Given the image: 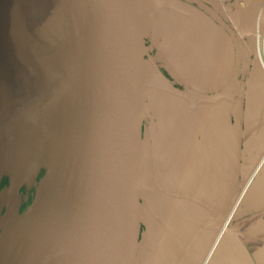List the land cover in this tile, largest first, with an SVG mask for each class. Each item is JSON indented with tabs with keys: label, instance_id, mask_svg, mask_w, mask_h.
<instances>
[{
	"label": "water",
	"instance_id": "water-1",
	"mask_svg": "<svg viewBox=\"0 0 264 264\" xmlns=\"http://www.w3.org/2000/svg\"><path fill=\"white\" fill-rule=\"evenodd\" d=\"M214 1L217 12L204 0H0V177H9L0 193V264H137L141 223L157 253L150 264H175L214 241L237 202L234 170L247 134H236L230 117L239 107L243 123L264 117L254 38L264 0ZM243 16L246 30L237 28ZM147 32L166 50H191L184 59H201L218 76L202 81L197 62L195 77L180 71V82L170 59L150 56ZM171 93L181 97L178 108ZM148 120L160 153L171 133L190 135L206 121L204 172L215 183L202 187L200 171L193 184L205 204L158 193L143 140ZM41 169L20 215L19 189ZM263 187L257 182L256 197L239 208L264 209L256 207ZM221 242L229 253L238 245L247 261L229 231Z\"/></svg>",
	"mask_w": 264,
	"mask_h": 264
},
{
	"label": "flooded vegetation",
	"instance_id": "flooded-vegetation-1",
	"mask_svg": "<svg viewBox=\"0 0 264 264\" xmlns=\"http://www.w3.org/2000/svg\"><path fill=\"white\" fill-rule=\"evenodd\" d=\"M211 6L213 7V11L217 12L215 9L218 5L214 0ZM145 45L152 46L151 57H155V54L158 52L159 56L163 59H168L171 56L170 50L172 54L176 50L173 60L175 59L174 62L177 64L180 63L186 50L181 44L176 47L174 43L166 50V44L160 45L159 38L153 37L150 32H147L145 35ZM158 66L160 68L161 64H158ZM172 70L178 80L182 82L181 80H184V78H182V73L180 72L181 68L174 67ZM160 72L170 81L172 87L177 92H183L184 84L180 86L172 81L163 68H160ZM149 91V93L153 92L152 89ZM171 94L173 96L171 100L172 106L178 108L181 97L178 94ZM242 108H237L233 116L230 117L232 128L236 130L239 126L236 134L244 132L245 129L247 131V134L243 138H240L238 166L234 170L235 182L232 189L237 202L219 222V228L216 230L217 236L214 241L208 247L205 243H201L195 252L184 259L179 255L178 261H175V264H264V209L247 212L238 206L241 200L248 202L253 200L256 197V183L264 180V125L262 127L259 126L260 120L264 121V117L257 118L249 123H243L240 116ZM260 110L264 114V105ZM255 123L257 126L251 128ZM146 124L147 122L143 125V140H145L146 149L151 154L147 165L153 172V183L158 193L174 200L195 201L205 204V196L193 190V184L197 173L200 171V184L202 187L210 189L215 183L212 175L213 171L204 172L205 152L202 143L206 136L205 134H201V132L206 121L199 126H195L194 132L190 135L186 134L180 138L177 133H171L167 147L163 153L159 151L161 136L153 129L152 133ZM202 135L204 138H202ZM44 175L45 171L41 169L36 177H33L28 183H24L20 187L18 193L20 215L31 204L36 187ZM8 183L9 177L6 174L0 177V193L8 188ZM258 196L259 203L256 207L259 208L264 202V187ZM217 211L218 208L215 209V213ZM4 212L5 209L2 210V214ZM140 231L139 243L142 250L138 253L136 261L137 264H150L151 256L157 254L153 250L155 246L146 237L142 236L146 232L142 223ZM227 231L238 241L240 248H242V251L248 257L247 261L239 251L238 245L232 244V253L225 250L221 238Z\"/></svg>",
	"mask_w": 264,
	"mask_h": 264
},
{
	"label": "crops",
	"instance_id": "crops-1",
	"mask_svg": "<svg viewBox=\"0 0 264 264\" xmlns=\"http://www.w3.org/2000/svg\"><path fill=\"white\" fill-rule=\"evenodd\" d=\"M205 2H209L210 4L213 3V0H204ZM241 13L244 11V5L243 4H240L239 5V9H238ZM245 16L242 17V19L240 20V22L238 23V26L237 28L239 29H244L246 30L247 29V26L249 24V20H245ZM191 50H188V52L191 54L190 52ZM174 52H176V50H174ZM173 52L172 54V51L170 50L169 53H171V56L168 58L170 59V61L173 62V67L175 66L176 68H181L180 71H182L184 73L183 77L187 80L188 78H194L195 77V74H194V69L197 67L196 63L199 62L200 64V71H199V79H201L202 81H207V80H210V79H214L218 76V72L215 68H210L208 67L204 62H201L198 58H189L187 59V57L184 59V55H183V58L180 60V63L177 64L174 62L173 58H175V53ZM185 53H188L187 50L184 51ZM174 56V57H173ZM187 56V55H186ZM171 62V63H172ZM203 63V64H202ZM217 68V67H216ZM188 74L190 76H188Z\"/></svg>",
	"mask_w": 264,
	"mask_h": 264
},
{
	"label": "built area",
	"instance_id": "built-area-1",
	"mask_svg": "<svg viewBox=\"0 0 264 264\" xmlns=\"http://www.w3.org/2000/svg\"><path fill=\"white\" fill-rule=\"evenodd\" d=\"M255 50L257 55V63L260 65L264 73V17L262 21V32L255 34Z\"/></svg>",
	"mask_w": 264,
	"mask_h": 264
},
{
	"label": "bare ground",
	"instance_id": "bare-ground-1",
	"mask_svg": "<svg viewBox=\"0 0 264 264\" xmlns=\"http://www.w3.org/2000/svg\"><path fill=\"white\" fill-rule=\"evenodd\" d=\"M50 159V147H48L47 153L45 155V161L48 163Z\"/></svg>",
	"mask_w": 264,
	"mask_h": 264
},
{
	"label": "rangeland",
	"instance_id": "rangeland-1",
	"mask_svg": "<svg viewBox=\"0 0 264 264\" xmlns=\"http://www.w3.org/2000/svg\"><path fill=\"white\" fill-rule=\"evenodd\" d=\"M150 90V89H149ZM149 90H147V92H149ZM242 93L239 94V96H241ZM146 126L150 129V120L147 121ZM148 132V131H147ZM156 132V131H155ZM38 186V185H37ZM37 188V187H36Z\"/></svg>",
	"mask_w": 264,
	"mask_h": 264
}]
</instances>
